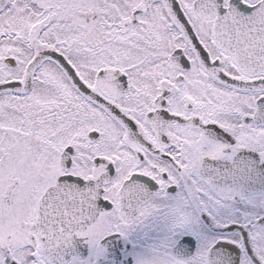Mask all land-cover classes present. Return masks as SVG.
Here are the masks:
<instances>
[{
    "label": "snow or ice",
    "instance_id": "6c2138e0",
    "mask_svg": "<svg viewBox=\"0 0 264 264\" xmlns=\"http://www.w3.org/2000/svg\"><path fill=\"white\" fill-rule=\"evenodd\" d=\"M0 264H264V0H0Z\"/></svg>",
    "mask_w": 264,
    "mask_h": 264
}]
</instances>
